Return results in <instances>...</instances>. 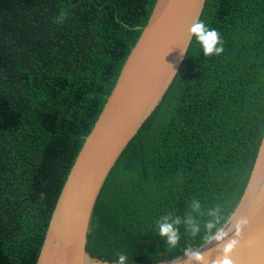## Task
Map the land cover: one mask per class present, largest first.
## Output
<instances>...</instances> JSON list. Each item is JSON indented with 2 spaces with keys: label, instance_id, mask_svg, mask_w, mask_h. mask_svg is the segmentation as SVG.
I'll list each match as a JSON object with an SVG mask.
<instances>
[{
  "label": "trees",
  "instance_id": "obj_1",
  "mask_svg": "<svg viewBox=\"0 0 264 264\" xmlns=\"http://www.w3.org/2000/svg\"><path fill=\"white\" fill-rule=\"evenodd\" d=\"M155 1L0 0V264L37 263L64 181ZM201 21L224 52L206 57L192 37L97 197L94 260H175L207 243L206 223L223 227L242 198L264 133V0H206ZM164 217H191L200 231L182 222L169 251L157 234Z\"/></svg>",
  "mask_w": 264,
  "mask_h": 264
},
{
  "label": "water",
  "instance_id": "obj_2",
  "mask_svg": "<svg viewBox=\"0 0 264 264\" xmlns=\"http://www.w3.org/2000/svg\"><path fill=\"white\" fill-rule=\"evenodd\" d=\"M205 1H155L64 181L36 264H109L86 252L97 197L120 154L175 77L192 40L189 28L199 21ZM223 229L228 233L223 243L240 241L231 255L233 264H264V133L242 198ZM222 246L212 240L194 252L203 253L205 264H214ZM160 264L199 262L183 255Z\"/></svg>",
  "mask_w": 264,
  "mask_h": 264
},
{
  "label": "clouds",
  "instance_id": "obj_3",
  "mask_svg": "<svg viewBox=\"0 0 264 264\" xmlns=\"http://www.w3.org/2000/svg\"><path fill=\"white\" fill-rule=\"evenodd\" d=\"M66 17V13L61 12L55 18V22L57 24L63 23ZM189 36L195 37L197 43L201 46L204 56L211 57L213 55L219 56L224 52L223 41L220 37V34L215 29H209L202 21L201 22H193V24L189 28ZM192 208L194 211H198L200 208V204L197 201L193 202ZM209 215H212L214 218L216 217L215 211H210ZM184 223L190 229L192 235H197L200 231L199 225L191 218H185L183 221L181 218L176 217L175 219H171L170 217H164L160 222L157 223V234L164 241V246L167 250L172 251L177 248L180 236L178 226L181 223ZM219 219H214V221H209L206 223L205 228L210 233L208 237H206L207 242H211L212 240L217 242V246L219 247L221 244L223 245L220 248V256L216 259L214 264H233V260L231 255L233 251L238 247L240 241L237 239H231L227 243H223L228 233L224 231L223 227H217L219 224ZM241 223H246V221H242ZM215 229V231H213ZM239 230V225H237V232ZM187 260L190 262L192 260H196L199 264H205V257L201 252H194L192 248L186 247L183 249ZM116 264H126L127 255L124 253L117 254Z\"/></svg>",
  "mask_w": 264,
  "mask_h": 264
}]
</instances>
